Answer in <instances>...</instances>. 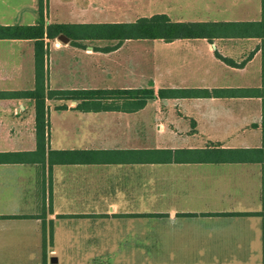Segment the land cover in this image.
<instances>
[{
  "label": "crops",
  "instance_id": "0c3cea01",
  "mask_svg": "<svg viewBox=\"0 0 264 264\" xmlns=\"http://www.w3.org/2000/svg\"><path fill=\"white\" fill-rule=\"evenodd\" d=\"M50 24L156 14L207 34L42 38L45 88L134 97L0 95V264H262L261 164L203 159L262 143L261 0H42ZM38 0H0V26L36 25ZM34 38H0V92L35 85ZM161 90V94L158 91Z\"/></svg>",
  "mask_w": 264,
  "mask_h": 264
},
{
  "label": "trees",
  "instance_id": "16d2710c",
  "mask_svg": "<svg viewBox=\"0 0 264 264\" xmlns=\"http://www.w3.org/2000/svg\"><path fill=\"white\" fill-rule=\"evenodd\" d=\"M42 0H38L39 20L36 25L0 26V38H34L35 42V85L31 90L0 92V95L26 97L34 100L35 128L37 147L45 142L46 109L45 97L57 98H119L134 97L135 105L141 106L145 99L153 95L152 89H99V90H50L45 88L43 68L44 33L47 37H55L64 33L70 38L87 36L91 38H161L171 40L178 37H192L207 34L211 29L207 23L171 22L167 16L156 14L143 17L131 23H102V24H50L44 28L42 20ZM257 36L261 38L262 80L260 90L262 97V143L257 148H208L203 159L210 161H253L261 164V217L262 230V264H264V0H261V19L255 23ZM161 94V90L158 91Z\"/></svg>",
  "mask_w": 264,
  "mask_h": 264
},
{
  "label": "water",
  "instance_id": "95a60500",
  "mask_svg": "<svg viewBox=\"0 0 264 264\" xmlns=\"http://www.w3.org/2000/svg\"><path fill=\"white\" fill-rule=\"evenodd\" d=\"M58 39H60L62 41H67V38L63 34H59Z\"/></svg>",
  "mask_w": 264,
  "mask_h": 264
}]
</instances>
